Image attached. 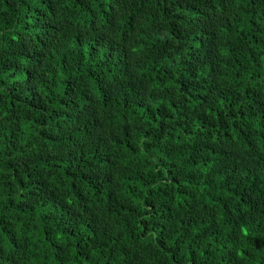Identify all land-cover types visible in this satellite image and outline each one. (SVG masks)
Returning <instances> with one entry per match:
<instances>
[{"label":"trees","instance_id":"16d2710c","mask_svg":"<svg viewBox=\"0 0 264 264\" xmlns=\"http://www.w3.org/2000/svg\"><path fill=\"white\" fill-rule=\"evenodd\" d=\"M0 264H264V0H0Z\"/></svg>","mask_w":264,"mask_h":264}]
</instances>
